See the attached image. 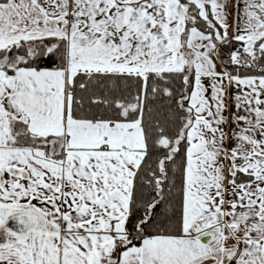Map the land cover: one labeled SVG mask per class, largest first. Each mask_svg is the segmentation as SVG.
Returning a JSON list of instances; mask_svg holds the SVG:
<instances>
[{"label": "snow or ice", "instance_id": "1", "mask_svg": "<svg viewBox=\"0 0 264 264\" xmlns=\"http://www.w3.org/2000/svg\"><path fill=\"white\" fill-rule=\"evenodd\" d=\"M0 264H264V0H0Z\"/></svg>", "mask_w": 264, "mask_h": 264}]
</instances>
